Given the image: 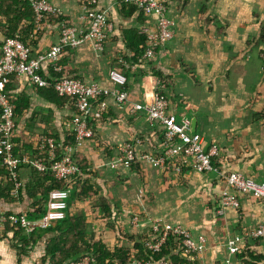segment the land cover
I'll list each match as a JSON object with an SVG mask.
<instances>
[{"label":"crops","instance_id":"0c3cea01","mask_svg":"<svg viewBox=\"0 0 264 264\" xmlns=\"http://www.w3.org/2000/svg\"><path fill=\"white\" fill-rule=\"evenodd\" d=\"M47 1L58 7L61 16L47 17L41 30L33 33V56L46 54L57 45L61 25L78 30L86 26L78 0ZM128 2L94 0L92 7L106 10L112 26L103 53L97 54L90 44H84L66 50L55 65L42 66V77L49 82L78 78L112 88L108 79L112 70L119 69L127 77L126 103L104 99L106 107L100 110L96 106L88 121L93 137L74 148L73 160L84 169L74 177L69 194L72 188L79 192L85 185L92 197L83 201L70 197L66 214L83 217L87 232L108 250L132 249L142 244L154 224L171 225L180 226L195 238H206V252L196 256L192 264H246L247 253L255 257L251 263L264 264V239L239 243L235 255L227 250L229 239L264 223L263 202L237 193L239 208L220 215L224 180L220 175L193 172L180 152L169 157L164 170L150 163L125 167L118 162L119 149L137 140L138 154L158 158L157 154L160 157L164 153L161 127L152 121L148 124L146 111L134 108L137 104L150 107L154 94H159L156 83L161 79L152 76L154 71L172 84L161 92L171 101L172 113L189 121L190 130L201 136L205 151L211 146L218 148L213 165L224 173L235 171L229 164L236 165L244 176L264 181V174H259L264 172V41L260 39L264 0H166L168 16L176 23L174 37L148 62L142 57L136 59L125 33L146 35L156 19L139 9L123 16L128 10L121 5ZM4 39L0 34V42ZM6 90L14 106L18 103L13 142L19 158L37 157L44 137L59 145L71 140L70 123L76 109L69 98H60L52 88L38 87L23 76L10 78ZM175 151H179L178 146ZM32 167L29 163L19 167L15 194L11 186V190L4 188L0 178L1 213L26 216L31 211L33 199L28 194L33 185ZM208 179L214 181L209 187L211 201L210 197L201 200L190 195ZM105 210L110 216L107 219L103 217ZM55 227L32 237L34 243L27 245L19 261L15 247L21 246L20 242L0 227V264H52L47 245L57 236ZM22 235L28 240L26 233ZM73 262L71 259L65 264Z\"/></svg>","mask_w":264,"mask_h":264},{"label":"built area","instance_id":"2783aa9c","mask_svg":"<svg viewBox=\"0 0 264 264\" xmlns=\"http://www.w3.org/2000/svg\"><path fill=\"white\" fill-rule=\"evenodd\" d=\"M34 15L35 27H40L46 17H56L60 12L47 0H28ZM85 4L84 22L85 30L63 26L59 36V44L46 54L33 56L32 49L16 38L4 39L0 42V165L8 169L9 179L14 183L13 194L17 192L19 182L17 172L21 163L31 164L37 171H43L48 163V170L57 181H63L65 189L49 191L44 214L35 220H29L22 214L1 213L0 227L4 225H17L26 235L35 230H46L66 218L67 201L70 186L74 177L79 173V167L73 160L74 148L93 137V131L88 126L89 118L98 106L100 110L106 107V98H113L117 104L123 105L127 101V92L124 87L127 77L121 70H112L109 74V83L113 86L107 88L99 82H86L78 78H57L49 82L42 77V66L54 64L66 50H74L90 44L92 49L101 54L112 26L108 21L106 10H96L92 6L94 0H79ZM145 15L156 19L155 25L146 33V44L142 60L152 61L159 48L166 46L174 37L176 23L168 16L166 0H130ZM25 77L31 84L38 87L52 88L59 97L71 98L76 113L73 115L70 126L73 134V145H59L54 139L44 137L41 139L40 153L33 160L29 157L19 158L14 153L15 144L13 133L15 130V106L11 102L6 85L12 77ZM102 99V100H101ZM138 111H146L147 116L161 127L164 137L165 156L155 158L150 154H138L136 146L140 143H126L119 149L118 162L129 167L136 162L150 163L154 167L163 169L169 157L180 152L181 158L197 173L220 175L225 182L221 195V208L219 214L224 215L227 209L239 208L236 194L249 197L264 203V181H256L237 171L224 173L215 167L212 158L218 154V148L211 146L205 151L201 136L190 130V123L185 118L178 119L172 112H166V101L155 94L150 107L134 105ZM148 119V118H147ZM175 146L179 151H175ZM60 154L56 157V151ZM138 220H134L137 225ZM169 236L176 238L181 247V258L193 261L195 256L204 254L207 250V240L200 236L195 238L180 226L154 224L150 227L148 236L142 242L144 250L152 255L160 252ZM264 239V223L255 229L245 232L240 237L229 239L227 250L235 255L239 252L238 245L245 240ZM192 263V262H191ZM72 264H96L90 256H84ZM130 264H173L170 261H137L132 259ZM188 264V263H186Z\"/></svg>","mask_w":264,"mask_h":264},{"label":"trees","instance_id":"16d2710c","mask_svg":"<svg viewBox=\"0 0 264 264\" xmlns=\"http://www.w3.org/2000/svg\"><path fill=\"white\" fill-rule=\"evenodd\" d=\"M121 8L123 10H128L126 11L128 12L126 15L122 14L126 17L139 9L131 2L121 5ZM34 28V15L28 0H0V34L5 39L16 38L32 49L35 45V38L33 36ZM146 38V35L140 34L138 31H127L125 33L126 43L130 51L134 53L133 55L136 59H141L144 54ZM260 39L264 41V26L260 32ZM154 78H160L167 85L170 83L169 78L163 77L161 73L155 72ZM69 99L73 102L71 98ZM15 106L17 109V102H15ZM16 113H18V110H15V115ZM88 126L91 127L90 123H88ZM62 145H73V136L71 140L65 141ZM60 151V149L56 151V157H58ZM15 155L17 154L15 153ZM21 165L22 163L19 167ZM48 165V163L45 164V169L43 171H37V169L32 167L33 176L31 180L33 185L30 187L31 194H28V196L33 199V202L31 211L25 216L29 220L38 219L44 214L49 191L66 188L63 181H57L53 178L51 172L48 170ZM77 165L79 171H81L82 168L84 169L83 165L80 163L77 162ZM0 178L4 188L8 189L9 186L13 188V184L9 180L8 169L1 165ZM9 183L11 185H9ZM11 188L8 190H11ZM76 190V187L71 189L72 192L69 194L67 201L68 207L71 203V199L74 200L77 198L83 201L92 197L90 189L85 185L80 188L79 192ZM103 214L104 219L110 217L106 210ZM3 227L4 231L12 232L13 236L16 237L21 244L18 248L15 247L18 261L21 256L25 255L24 249L27 245L29 243H34L32 237L38 236L40 233L39 231H45L35 230L31 234H28L29 238L27 240V238L22 235L24 233L17 225H4ZM46 231L52 230L48 228ZM53 232H55L57 236L53 237L47 245V256L50 257L52 264H65L71 259H73V261H78L84 256H90L96 264H130L131 259L137 261L152 259L154 261H170L173 264H192L188 262V260L181 258L180 243L172 236L168 237L159 253L152 255L144 250L142 244H136L132 249L117 247L114 250H108L102 242L95 241L91 234L87 232L86 222L81 216L71 217L66 214L65 220L57 223ZM252 255L251 253H247L249 260L246 264H253L251 263V259L255 257H252Z\"/></svg>","mask_w":264,"mask_h":264},{"label":"rangeland","instance_id":"374dc122","mask_svg":"<svg viewBox=\"0 0 264 264\" xmlns=\"http://www.w3.org/2000/svg\"><path fill=\"white\" fill-rule=\"evenodd\" d=\"M78 3H79V5H80V10H81V13H82V19L84 18V6H85V4H83V3H81L79 0H78ZM52 4V3H51ZM53 5V4H52ZM55 8H57L58 9V7H56L55 5H53ZM59 10V9H58ZM97 10V9H96ZM59 12H60V15L59 16H61V11L59 10ZM52 17V16H51ZM54 17V16H53ZM56 17H58V16H56ZM47 18V17H46ZM45 18V19H46ZM44 19V20H45ZM84 21V20H83ZM44 22V21H43ZM35 25V24H34ZM42 25V24H41ZM64 25H61V27H60V31H59V36L61 35V32H62V30L61 29H63L62 27H63ZM65 26H67V25H65ZM64 26V27H65ZM69 27H71V26H69ZM41 28H42V26H40V27H35L34 28V33H38L40 30H41ZM75 28V27H74ZM77 29V28H76ZM86 29V28H85ZM85 29H83V30H81V31H84ZM78 30V29H77ZM34 36H35V34H34ZM58 44H59V40H58V43H57V45L56 46H58ZM105 47V46H104ZM77 49V48H76ZM75 50V49H74ZM94 51V50H93ZM95 52V51H94ZM96 53V52H95ZM103 53V52H102ZM98 54V53H97ZM154 75H155V72L153 71L152 72V76L154 77ZM170 82V81H169ZM156 85L157 86H159V96H161V92H162V90L165 88V87H172V84H171V82L167 85V84H165L162 80H159V79H157V83H156ZM154 97H155V94H154ZM162 97V99H164L165 101H166V112L167 113H171V112H174V109H173V107H172V104H171V101H169L166 97H164V96H161ZM153 101H154V98H153ZM147 122H148V124H150L151 123V119L147 116ZM181 118H184V117H182L181 116ZM180 118V119H181ZM159 127V126H158ZM163 139V144L162 145H164V137L162 138ZM165 156V151H164V153H162V155L160 156V157H164ZM156 157H158V158H160L159 157V154H157L156 155ZM229 166L231 167V168H233V169H235V171H237V172H239V173H241L242 171H241V169H238L237 168V166L236 165H234V166H231L230 164H229ZM166 167V166H165ZM165 167L163 168V169H161V170H164L165 169ZM159 169V168H158ZM193 172H194V170H192ZM241 171V172H240ZM197 173V172H196ZM200 174V173H199ZM241 174H243V173H241ZM260 175H263L264 174V172L262 171V172H260L259 173ZM212 181H213V179H212ZM214 182V181H213ZM212 182V183H213ZM212 183H211V181H209V179L205 182V186H202L200 189H199V191H195L194 193L195 194H190V195H192V196H194V197H196V198H198V199H201V200H203V199H206L207 200V198L208 197H210V201H211V195H210V189H209V187H213V185H212ZM200 201V200H199ZM198 201V202H199ZM201 256V255H200ZM194 259L196 258V256L195 257H193ZM200 261V260H199ZM188 262H193V261H188Z\"/></svg>","mask_w":264,"mask_h":264},{"label":"water","instance_id":"95a60500","mask_svg":"<svg viewBox=\"0 0 264 264\" xmlns=\"http://www.w3.org/2000/svg\"><path fill=\"white\" fill-rule=\"evenodd\" d=\"M194 126H195V123H194ZM194 131V130H193Z\"/></svg>","mask_w":264,"mask_h":264}]
</instances>
